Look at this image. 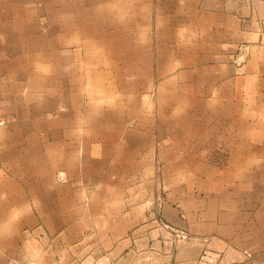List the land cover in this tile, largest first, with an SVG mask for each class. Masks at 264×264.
Here are the masks:
<instances>
[{
	"label": "crops",
	"instance_id": "crops-1",
	"mask_svg": "<svg viewBox=\"0 0 264 264\" xmlns=\"http://www.w3.org/2000/svg\"><path fill=\"white\" fill-rule=\"evenodd\" d=\"M0 119V264H264V0H0Z\"/></svg>",
	"mask_w": 264,
	"mask_h": 264
},
{
	"label": "rangeland",
	"instance_id": "rangeland-1",
	"mask_svg": "<svg viewBox=\"0 0 264 264\" xmlns=\"http://www.w3.org/2000/svg\"><path fill=\"white\" fill-rule=\"evenodd\" d=\"M162 226H166L162 224ZM140 239L136 244L134 251L127 254L120 260L99 262V257L95 255H86L85 251L77 247H62L45 249L39 257L40 264L50 262H58L61 264H168L170 257L168 254L172 253L175 244L169 241L154 240L151 238L152 234L148 227L144 226L138 232ZM182 236L180 235V238ZM153 239V240H151ZM12 264H39L32 259L21 262L20 260L11 262ZM10 263V264H11Z\"/></svg>",
	"mask_w": 264,
	"mask_h": 264
},
{
	"label": "built area",
	"instance_id": "built-area-1",
	"mask_svg": "<svg viewBox=\"0 0 264 264\" xmlns=\"http://www.w3.org/2000/svg\"><path fill=\"white\" fill-rule=\"evenodd\" d=\"M248 46L242 45L239 47V52H242L244 55L247 52ZM4 124V121H2V119H0V126ZM182 237H185V235H181Z\"/></svg>",
	"mask_w": 264,
	"mask_h": 264
}]
</instances>
